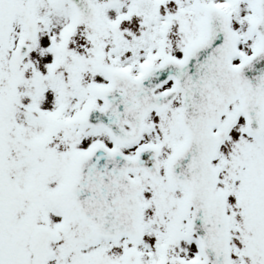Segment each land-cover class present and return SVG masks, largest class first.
<instances>
[{"label": "snow or ice", "instance_id": "6c2138e0", "mask_svg": "<svg viewBox=\"0 0 264 264\" xmlns=\"http://www.w3.org/2000/svg\"><path fill=\"white\" fill-rule=\"evenodd\" d=\"M0 264H264V0H0Z\"/></svg>", "mask_w": 264, "mask_h": 264}]
</instances>
